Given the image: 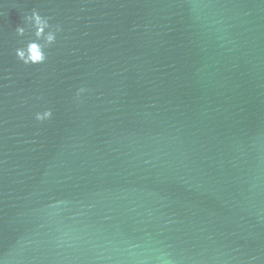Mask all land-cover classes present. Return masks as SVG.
Listing matches in <instances>:
<instances>
[{
    "label": "water",
    "instance_id": "obj_1",
    "mask_svg": "<svg viewBox=\"0 0 264 264\" xmlns=\"http://www.w3.org/2000/svg\"><path fill=\"white\" fill-rule=\"evenodd\" d=\"M0 264H264V0H0Z\"/></svg>",
    "mask_w": 264,
    "mask_h": 264
},
{
    "label": "clouds",
    "instance_id": "obj_2",
    "mask_svg": "<svg viewBox=\"0 0 264 264\" xmlns=\"http://www.w3.org/2000/svg\"><path fill=\"white\" fill-rule=\"evenodd\" d=\"M52 17L42 15L33 8L30 14H25L22 23L15 29L17 37L21 40V46L15 49V57L18 62L26 67L44 65L48 60V50L57 43V36L63 31L60 24L51 23ZM88 89L80 87L76 93V99L84 95ZM53 112L45 109L37 112L34 119L39 123L51 120ZM255 259V258H253Z\"/></svg>",
    "mask_w": 264,
    "mask_h": 264
}]
</instances>
